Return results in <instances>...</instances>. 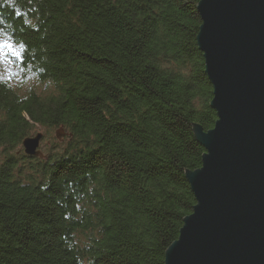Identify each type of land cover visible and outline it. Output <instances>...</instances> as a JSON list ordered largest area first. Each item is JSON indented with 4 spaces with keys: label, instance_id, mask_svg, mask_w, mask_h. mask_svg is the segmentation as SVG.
<instances>
[{
    "label": "trees",
    "instance_id": "trees-1",
    "mask_svg": "<svg viewBox=\"0 0 264 264\" xmlns=\"http://www.w3.org/2000/svg\"><path fill=\"white\" fill-rule=\"evenodd\" d=\"M200 0H0V264H166L214 128ZM10 46V47H9ZM37 127L69 142L22 148ZM40 149V148H39Z\"/></svg>",
    "mask_w": 264,
    "mask_h": 264
},
{
    "label": "water",
    "instance_id": "water-1",
    "mask_svg": "<svg viewBox=\"0 0 264 264\" xmlns=\"http://www.w3.org/2000/svg\"><path fill=\"white\" fill-rule=\"evenodd\" d=\"M198 12L217 121L195 127L206 151L187 173L197 203L166 264H264V0H200ZM42 139H24L25 155L42 158Z\"/></svg>",
    "mask_w": 264,
    "mask_h": 264
},
{
    "label": "rangeland",
    "instance_id": "rangeland-1",
    "mask_svg": "<svg viewBox=\"0 0 264 264\" xmlns=\"http://www.w3.org/2000/svg\"><path fill=\"white\" fill-rule=\"evenodd\" d=\"M15 50L12 48H7L6 46L0 44V74L11 80L12 84L20 94H24L31 87L37 88L38 92H42L44 88L40 84H37L34 80L28 81L24 75L19 71V69L13 64L9 56L15 54ZM37 133L43 135V139L40 142V150L46 155L51 153L55 147L61 145H66L69 142L68 135L62 132V129H47L37 127L34 130L33 136ZM59 136V138L57 137ZM29 157V156H28Z\"/></svg>",
    "mask_w": 264,
    "mask_h": 264
},
{
    "label": "bare ground",
    "instance_id": "bare-ground-1",
    "mask_svg": "<svg viewBox=\"0 0 264 264\" xmlns=\"http://www.w3.org/2000/svg\"><path fill=\"white\" fill-rule=\"evenodd\" d=\"M43 154V153H42Z\"/></svg>",
    "mask_w": 264,
    "mask_h": 264
},
{
    "label": "snow or ice",
    "instance_id": "snow-or-ice-1",
    "mask_svg": "<svg viewBox=\"0 0 264 264\" xmlns=\"http://www.w3.org/2000/svg\"><path fill=\"white\" fill-rule=\"evenodd\" d=\"M10 47V46H9Z\"/></svg>",
    "mask_w": 264,
    "mask_h": 264
}]
</instances>
